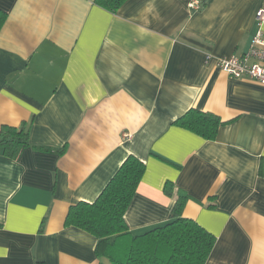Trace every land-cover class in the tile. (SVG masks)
<instances>
[{
    "label": "crops",
    "instance_id": "0c3cea01",
    "mask_svg": "<svg viewBox=\"0 0 264 264\" xmlns=\"http://www.w3.org/2000/svg\"><path fill=\"white\" fill-rule=\"evenodd\" d=\"M202 1L0 0V127L30 124L17 158L0 147V264H99L65 219L129 155L132 232L170 220L172 182L216 237L206 264H264V85L206 59L248 51L264 0ZM190 108L221 117L216 139L175 123Z\"/></svg>",
    "mask_w": 264,
    "mask_h": 264
},
{
    "label": "trees",
    "instance_id": "16d2710c",
    "mask_svg": "<svg viewBox=\"0 0 264 264\" xmlns=\"http://www.w3.org/2000/svg\"><path fill=\"white\" fill-rule=\"evenodd\" d=\"M102 7L117 11L127 0H95ZM3 19L0 18V26ZM175 123L209 140L217 138L225 123L213 112L190 108ZM30 124H3L0 147L10 158H17L29 144ZM146 164L129 155L93 202L79 201L70 206L65 225L80 227L98 238L99 264H206L216 237L196 220L183 215L188 195L167 182L164 191L176 195L171 218L142 233L132 232L125 213L137 192ZM107 259L108 261H104Z\"/></svg>",
    "mask_w": 264,
    "mask_h": 264
},
{
    "label": "built area",
    "instance_id": "2783aa9c",
    "mask_svg": "<svg viewBox=\"0 0 264 264\" xmlns=\"http://www.w3.org/2000/svg\"><path fill=\"white\" fill-rule=\"evenodd\" d=\"M202 0H190L189 7L199 10ZM257 31L252 38L248 51L241 55L214 57L210 54L206 59H215L216 66L228 74L241 78L250 77L264 85V5L257 11Z\"/></svg>",
    "mask_w": 264,
    "mask_h": 264
}]
</instances>
